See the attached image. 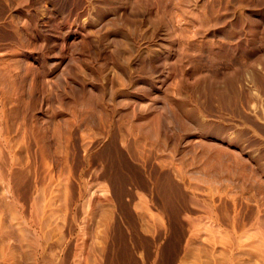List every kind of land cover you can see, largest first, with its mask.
<instances>
[{
  "label": "rangeland",
  "instance_id": "obj_1",
  "mask_svg": "<svg viewBox=\"0 0 264 264\" xmlns=\"http://www.w3.org/2000/svg\"><path fill=\"white\" fill-rule=\"evenodd\" d=\"M0 264H264V0H0Z\"/></svg>",
  "mask_w": 264,
  "mask_h": 264
}]
</instances>
